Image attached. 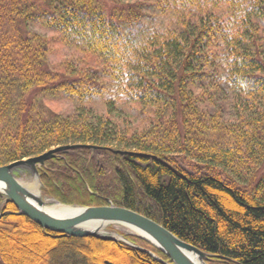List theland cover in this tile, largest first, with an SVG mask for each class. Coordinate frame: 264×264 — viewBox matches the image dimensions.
Wrapping results in <instances>:
<instances>
[{
  "label": "trees",
  "instance_id": "trees-1",
  "mask_svg": "<svg viewBox=\"0 0 264 264\" xmlns=\"http://www.w3.org/2000/svg\"><path fill=\"white\" fill-rule=\"evenodd\" d=\"M68 144L99 148L38 168L44 196L264 264V0H0V166ZM16 212L0 194V264H162Z\"/></svg>",
  "mask_w": 264,
  "mask_h": 264
},
{
  "label": "water",
  "instance_id": "water-1",
  "mask_svg": "<svg viewBox=\"0 0 264 264\" xmlns=\"http://www.w3.org/2000/svg\"><path fill=\"white\" fill-rule=\"evenodd\" d=\"M99 147L91 144H68L52 148L38 156L15 161L4 166H0V185L5 196L16 208V215L25 216L30 221L42 229L65 235L68 237L87 238L94 237L114 242H122L132 249L144 252L162 264H167L153 253L138 247L128 241L126 235L106 233L101 234L98 230L104 229L108 225L118 224L128 230H136L140 235H131L150 244L163 253L171 264H207L212 256L202 252L198 248L190 245L163 226L152 220L141 216L133 211L115 207L112 205L101 207H74L78 211L69 217H53L44 211L45 199L37 196L24 187L17 179V176L27 174L31 179H35L38 187H42L38 168H42L47 161L57 157L59 153H66L70 150L88 149L95 151ZM114 154H128L127 151L113 150ZM39 189V188H38ZM1 216V215H0ZM94 227L96 230H91ZM219 259H222L218 257Z\"/></svg>",
  "mask_w": 264,
  "mask_h": 264
},
{
  "label": "bare ground",
  "instance_id": "bare-ground-1",
  "mask_svg": "<svg viewBox=\"0 0 264 264\" xmlns=\"http://www.w3.org/2000/svg\"><path fill=\"white\" fill-rule=\"evenodd\" d=\"M25 174L17 176L18 181L26 187L30 192L34 193L37 196H41L40 191L38 189V184L35 181V179H31L29 181H25ZM0 192H4L3 187L0 185ZM3 195V194H2ZM5 197V196H4ZM45 212L52 215L53 217H69L73 214H75L78 210L74 209V207L62 205L52 199H45ZM91 230H96V228L92 227ZM103 232V229L98 230V233L101 234ZM125 235H137L140 234L136 230H124ZM149 251V250H147ZM151 252V251H149ZM152 253V252H151ZM155 255V254H154Z\"/></svg>",
  "mask_w": 264,
  "mask_h": 264
},
{
  "label": "rangeland",
  "instance_id": "rangeland-1",
  "mask_svg": "<svg viewBox=\"0 0 264 264\" xmlns=\"http://www.w3.org/2000/svg\"><path fill=\"white\" fill-rule=\"evenodd\" d=\"M95 107L100 108V105H95ZM53 108H54V111L59 112L61 114H71L73 111V107H72L71 103L68 101H62V102L55 103L53 105ZM263 174H264V162L257 168L256 172L254 173L253 177L251 178V182L257 181ZM24 176H25V181L31 180L29 175L25 174ZM245 185H247V184H245ZM38 188H39L40 193L42 194L40 187H38ZM42 196L44 199H52V198L44 196L43 194H42ZM52 200H54V199H52ZM72 207H78V206H72ZM125 229L126 228H124L121 225L113 224V225H108L103 230L109 234H116L117 233L118 235H125L124 234Z\"/></svg>",
  "mask_w": 264,
  "mask_h": 264
}]
</instances>
